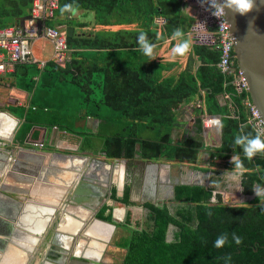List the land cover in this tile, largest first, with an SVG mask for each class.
Here are the masks:
<instances>
[{"label":"trees","instance_id":"trees-1","mask_svg":"<svg viewBox=\"0 0 264 264\" xmlns=\"http://www.w3.org/2000/svg\"><path fill=\"white\" fill-rule=\"evenodd\" d=\"M187 1L197 6L189 11ZM198 2L59 0L56 17L49 25L75 27V33L67 36L69 57L63 61L49 59L44 66H15L13 76L18 87L30 93L29 105L23 110L26 126L22 132L26 134L36 125L82 133L83 150L103 152L112 159L140 157L197 164L201 152L207 150L211 166L242 170L244 193L253 195L256 185L264 186V152L249 160L244 147L248 140L264 138L248 122L244 101L249 94L238 88L236 69L222 72L218 66L221 51L215 43L216 29L203 3L199 6ZM83 9L96 14V25L134 27L85 30L88 24L72 16ZM31 11L32 0H0V28L19 27ZM158 19L164 22L160 24ZM177 29L182 33L179 36L174 35ZM176 39L191 43V50L184 55V68L179 60L158 57L164 45L169 40L175 45ZM145 45L153 49L152 56L146 55ZM66 90L80 98L77 107H70ZM222 95L229 96L226 104L221 102ZM204 109L221 117L219 147L207 145L201 118ZM82 118L99 120L98 129L81 131L77 123ZM232 157L242 162L243 169L236 168ZM212 196L205 186H178L176 197L184 205L177 217L165 208L152 207L156 229L132 234L126 243L125 263L264 264L262 198H255L250 206L225 208L210 206ZM225 212L228 222H221ZM171 223L180 230L173 242H167ZM233 234L242 239L240 245ZM220 237H226V243L218 249L214 243Z\"/></svg>","mask_w":264,"mask_h":264},{"label":"crops","instance_id":"crops-1","mask_svg":"<svg viewBox=\"0 0 264 264\" xmlns=\"http://www.w3.org/2000/svg\"><path fill=\"white\" fill-rule=\"evenodd\" d=\"M93 13L83 9L72 16L88 24L85 30L134 27L96 25ZM42 44L43 53L48 44L52 48L51 54L40 57L48 61L53 46L46 39ZM184 58L179 60L182 68ZM13 74L0 75V114H5L0 126L8 118L17 125L11 134L0 136V264H85L83 258L90 264H126L128 238L118 227L126 221L146 226L147 204L171 197L172 185L175 192L180 185L205 186L213 192L212 202L215 186L207 150L197 164L164 159L144 164L140 160L147 159L140 157L112 159L103 152L83 150L82 133L56 128L48 129L41 147L45 131L40 126L22 132L30 93L18 87ZM16 107L19 110L12 109ZM99 124L82 118L77 127L96 131ZM206 141L211 148L213 142ZM234 173L228 174L232 180L237 179Z\"/></svg>","mask_w":264,"mask_h":264},{"label":"built area","instance_id":"built-area-1","mask_svg":"<svg viewBox=\"0 0 264 264\" xmlns=\"http://www.w3.org/2000/svg\"><path fill=\"white\" fill-rule=\"evenodd\" d=\"M219 3V0H217ZM206 16L209 17L217 33L215 41L217 48L221 51V59L218 63L222 72H228L235 68V82L238 88L246 91L249 97L244 101L248 110V122L255 126L259 134L264 138V122L261 118L257 106L250 97L248 85L240 71V68L234 58V39L226 15L216 17L212 15L215 10L211 7V0H202ZM59 8V0H32L31 19L26 20L25 27L10 26L0 28V75H6L14 71L18 64H38L44 66L47 61L40 59L35 55L34 45L39 38L48 40L53 46V59L60 61L69 57L68 28L64 25L51 26V22L56 17V11ZM39 21L43 22L42 32L39 34ZM162 24L163 19H158ZM229 100L228 95L221 96V102L226 104ZM201 106L202 102L197 101ZM204 134L207 131L208 136L212 131L219 130V125H209L208 121L219 119L220 116H212L204 109L201 114ZM41 147L44 143L39 144Z\"/></svg>","mask_w":264,"mask_h":264},{"label":"water","instance_id":"water-1","mask_svg":"<svg viewBox=\"0 0 264 264\" xmlns=\"http://www.w3.org/2000/svg\"><path fill=\"white\" fill-rule=\"evenodd\" d=\"M219 3H223V0H219ZM254 3L255 7L253 10L244 15H240L239 13L234 14L228 9H225V13L234 39V58L248 85L250 97L257 106L264 122V3H262V0H254ZM183 7H186V3H183ZM28 19H31V15L24 18L20 26L25 27L26 20ZM38 24V32L41 34L43 22L39 21ZM74 33L75 27H69L68 36H72ZM38 128H42L45 131L42 139L44 143L47 140L48 128ZM218 131L221 143V126ZM206 134L207 131L205 130ZM140 163L154 165L157 162L153 160H140ZM171 193L175 198L174 185L171 187ZM255 197L256 194L252 195L251 200ZM83 260L86 261L85 264H90L89 259L83 258Z\"/></svg>","mask_w":264,"mask_h":264},{"label":"flooded vegetation","instance_id":"flooded-vegetation-1","mask_svg":"<svg viewBox=\"0 0 264 264\" xmlns=\"http://www.w3.org/2000/svg\"><path fill=\"white\" fill-rule=\"evenodd\" d=\"M208 136L213 137V138H215V137L217 138L216 139L217 141H215V144H213V146L211 148H216V147H219L221 145L220 140H219V131L218 130L212 131V133H210ZM208 136H206V140L208 139ZM207 145H208V147H210V143L208 141H207ZM230 160H233V157ZM211 172L213 174V180H214L213 184L215 186L213 191H215V196L211 200L212 202L209 204L210 206L225 207V208L232 207V206H244V205L250 206L251 203H253V201L257 197H261L262 198L261 201H264V198H263L264 193L262 194V192H264V186H258V185L255 186L254 194H256V197L252 200H251L252 195H246L244 193V188L242 186V170H238L234 173L233 171H230V170H222V169L218 168L217 166H212ZM230 173H234V175L237 176L236 180L233 179V181L234 180L236 181V184H235V182H233V183L230 182V180H232L228 176V174H230ZM217 179H218V181H217ZM232 191H233L232 194H234V195L231 194ZM228 193H230V195H231L230 198H227ZM232 196H235L236 200H239V201L238 202L232 201V200H234L232 198ZM183 205L184 204L182 202H179L177 200V197L174 198L173 196H171L168 199H165L163 201L153 202V204L149 203V204H147V208L150 211V215H149V219H148V224L146 226H138L137 224H130L129 221H126L125 225H122L118 228H119V230H125L124 233L126 235V238H128L127 240H129L132 237V234L136 231L151 232L152 230L156 229L154 227V221L152 218L154 215L152 207L159 208V209L165 208L170 212V214L177 217V215H176L177 211H178V209L183 207ZM195 218H196V215H195ZM220 220H221V222L223 220H226L228 222L227 212H225L224 218H223V216H220ZM195 223L198 225L199 221L196 220ZM193 228L196 229L197 226H195V227L193 226ZM179 230H180V227H178L176 224L171 223L167 228L166 241L167 242H173L176 239V237L179 233ZM126 250L128 252V248Z\"/></svg>","mask_w":264,"mask_h":264},{"label":"clouds","instance_id":"clouds-1","mask_svg":"<svg viewBox=\"0 0 264 264\" xmlns=\"http://www.w3.org/2000/svg\"><path fill=\"white\" fill-rule=\"evenodd\" d=\"M264 3V0H262ZM211 7L215 9L212 12L213 16L221 17L225 16V9L230 10L232 13H239L240 15H244L253 10L255 7L254 0H223V3H218L217 0H211ZM61 14L63 13L64 9H61ZM181 30L177 29L174 33L175 36L181 35ZM141 41H143V36H141ZM191 43L188 40H185L183 43L177 44L173 49L172 53L177 54L178 56H184L190 51ZM145 53L147 56H152L153 49L147 45H145ZM5 114H0V117H4ZM209 125H219L223 127V124L219 119H212L208 121ZM16 127V121L12 118H8L3 126H0V136H7L11 134V132ZM237 143H242V141L237 140ZM258 152H264V141H262L259 136L254 139L248 140L247 145L244 147V154L246 158L251 160V158ZM235 161L237 169H243L242 162L237 158L233 157ZM233 239L237 245L242 243V239L239 236L233 234ZM226 243V237L217 238L214 247L215 248H222Z\"/></svg>","mask_w":264,"mask_h":264},{"label":"rangeland","instance_id":"rangeland-1","mask_svg":"<svg viewBox=\"0 0 264 264\" xmlns=\"http://www.w3.org/2000/svg\"><path fill=\"white\" fill-rule=\"evenodd\" d=\"M187 4H189V7H188V9H189V11L190 10H192L194 7H196L197 6V3H195L194 5H193V3L191 2V1H187ZM198 5L199 6H202V0H199V2H198ZM94 14V13H93ZM92 29H94L93 27H92ZM43 41H44V39L43 38H39V39H37L36 41H35V45H34V52H35V55L37 56V57H41L42 55H49V54H51L52 53V48L50 47V45L48 44L47 45V49L45 50V53H43V50H42V48H43ZM175 41H177L176 43L177 44H179L180 43V40L178 39H176ZM50 42V41H49ZM177 44H175V45H171V41L169 40L167 43H166V45L162 48V50H160V52H159V58L160 59H162V60H164V58H173L174 60H180V61H182V58H183V60H185V58H184V56L182 57V56H178L177 54H175V53H172V49L177 45ZM191 50V49H190ZM65 93L66 94H68L69 96H70V99L68 100L69 102V104H70V107L71 108H73V107H77L78 105H79V103H80V98H78V96L76 95V93H74V92H69V90H66L65 91ZM71 95L72 96H77V97H74V98H71ZM210 138L211 137H209L208 136V139H209V141H210ZM216 141V140H215ZM215 141L213 140V141H210L212 144H215ZM219 168H226L225 166H220ZM236 180V179H235ZM233 181V180H231V183H233V182H235V184H236V181ZM234 184V185H235ZM233 185V186H234Z\"/></svg>","mask_w":264,"mask_h":264}]
</instances>
